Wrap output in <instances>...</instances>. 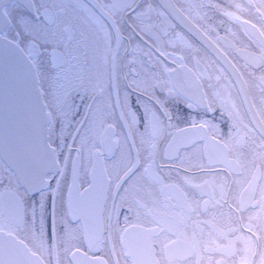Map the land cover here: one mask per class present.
Segmentation results:
<instances>
[{"label": "snow or ice", "instance_id": "6c2138e0", "mask_svg": "<svg viewBox=\"0 0 264 264\" xmlns=\"http://www.w3.org/2000/svg\"><path fill=\"white\" fill-rule=\"evenodd\" d=\"M206 7L0 0V264H264V41L247 54L251 82L238 76L260 93L248 104L241 86V114L155 22ZM245 7L264 18V0ZM173 104L218 112L227 131L215 115L181 127Z\"/></svg>", "mask_w": 264, "mask_h": 264}, {"label": "flooded vegetation", "instance_id": "af4514ba", "mask_svg": "<svg viewBox=\"0 0 264 264\" xmlns=\"http://www.w3.org/2000/svg\"><path fill=\"white\" fill-rule=\"evenodd\" d=\"M95 2L96 0H81V3L88 5L94 4ZM148 3L153 4L154 7L163 5L169 12H171L173 7L187 8L190 3L197 6L200 3H204L205 5L216 4L218 6L216 8H198L197 10L200 12L199 16L193 11L188 21L180 23L177 20V26L175 27L169 26L171 25V21L168 17H164L163 19L156 18L155 22L164 23L168 21L165 26L167 27L169 35L164 37V34L161 32L165 45H167L168 40H176V33H179L185 41L192 45V48L189 49L184 47L180 41H177L175 48L176 55L177 57L181 55L185 57V61H182V63L186 62L192 65L194 63L192 57H198L201 69L207 68L208 73L213 77L219 75L221 77L220 85L227 86L220 87V91L224 93L231 91L232 99L235 100L241 114L246 112L247 105L243 104L244 95L241 93V86L244 85V80H248L249 82L252 80V76L249 75L251 69L246 67L247 54L251 53L254 56H259V44L264 41V37L260 35L261 32H264V18H261L255 9L249 10L245 7L248 5L249 0H148ZM253 3L258 4L259 0H253ZM235 4H240L242 10L235 8ZM222 10L232 12L234 16H239L240 20L223 15ZM205 13L207 14L206 16L204 15ZM242 21H247L248 23L245 24ZM197 29H199L201 34H197ZM217 37L220 39H217ZM137 43L138 39L133 38L132 45H136ZM168 50L172 51L173 49L168 48ZM121 56L123 57V49H121ZM132 59L133 57L129 55L124 60V63L127 64ZM135 67L140 69L138 60ZM169 67L176 68L177 73L182 76V69L176 64H169ZM119 71L120 73H129L132 69L122 67ZM240 75H243L244 80H239L238 82V76ZM255 75L258 77L260 72L256 71ZM229 79H231V83H229ZM213 83H216L215 79H213ZM232 85H235V87L233 88ZM244 92L248 94V104L253 102V98L259 104L260 93L258 89L252 87L250 84L244 85ZM170 107L173 109L174 114L180 116V119L176 123L181 127L187 126L185 120L188 119L189 115L197 120L201 118L211 119L215 115V122L220 124L223 132L227 131V124L219 119L218 112L205 114L202 110L188 109L184 105H181L179 110L174 104L170 105ZM209 151H211V148H209ZM191 155L193 159L199 158V152L191 153ZM3 175H6V172L4 171L3 165L0 164V176ZM165 175L167 176V173ZM173 179H179V177L173 173ZM6 183L7 181H5ZM4 191H6V188L0 187V192ZM37 227H39V213H37ZM20 236L25 243L30 245L34 243L29 232L22 231ZM96 254L100 255V253ZM44 259H48V257L45 256Z\"/></svg>", "mask_w": 264, "mask_h": 264}, {"label": "water", "instance_id": "95a60500", "mask_svg": "<svg viewBox=\"0 0 264 264\" xmlns=\"http://www.w3.org/2000/svg\"><path fill=\"white\" fill-rule=\"evenodd\" d=\"M42 102V101H41ZM20 105L23 108V111L25 114L28 113L29 109L36 104V98L34 94H24L23 96L20 97L19 101ZM13 112H15V108L13 109ZM4 119L3 115H0V121Z\"/></svg>", "mask_w": 264, "mask_h": 264}]
</instances>
